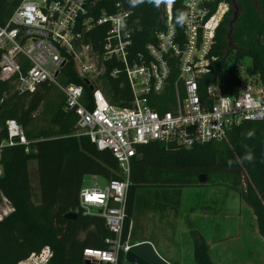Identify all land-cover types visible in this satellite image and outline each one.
Masks as SVG:
<instances>
[{
    "label": "trees",
    "instance_id": "trees-1",
    "mask_svg": "<svg viewBox=\"0 0 264 264\" xmlns=\"http://www.w3.org/2000/svg\"><path fill=\"white\" fill-rule=\"evenodd\" d=\"M173 0V18L178 23L180 3ZM229 1V0H228ZM21 0H0V27H3ZM164 0H104L98 11L109 5V13L128 12L125 30L130 34L135 50L153 40V32L161 28ZM228 14L217 29L212 54L217 57L208 82H218L224 95L234 94L238 80L225 69L249 58L248 72L259 75L264 82V0H234ZM230 3V1H229ZM117 5V9L115 8ZM234 12L237 18L234 20ZM106 27H98L88 34L94 51L101 52ZM106 73L111 65H106ZM177 71L172 68L164 90L150 100L159 114L171 109L177 94L183 90L176 84ZM103 91L112 105L129 107L131 93L123 76L111 79L105 75ZM58 81L83 87L86 107H90L92 92L86 80L76 75L70 60L60 71ZM203 84L199 93L203 96ZM7 120L15 121L30 142L24 148H5L0 158V198L11 211L0 220V264H17L31 253L49 247L50 264H85L82 252L86 248L104 249V240L111 237L101 218L83 216L78 209V194L86 176L105 181L118 179L119 169L110 151H99L87 137L75 135L76 116L64 110V99L53 85L43 83L31 93L18 94L13 86L0 82V131ZM251 132L252 136L247 134ZM220 147H223L220 149ZM251 162L243 159L246 152ZM131 160L130 184L127 191L123 240L128 233L138 193L154 189L162 193V201H175L183 188L200 186L198 177L206 175L232 177L234 189L240 188L241 177L247 179L241 200L255 218L257 231L264 241V119L245 122L233 129L225 143H206L189 150H176L151 142L138 146ZM35 162L38 176V200L32 197L29 163ZM229 161L231 163L229 164ZM205 183V184H206ZM75 213L67 220L64 216ZM192 240L194 264H214L209 245L202 235L189 233ZM119 254L117 264H123ZM102 264V263H93Z\"/></svg>",
    "mask_w": 264,
    "mask_h": 264
},
{
    "label": "built area",
    "instance_id": "built-area-1",
    "mask_svg": "<svg viewBox=\"0 0 264 264\" xmlns=\"http://www.w3.org/2000/svg\"><path fill=\"white\" fill-rule=\"evenodd\" d=\"M102 1L21 0L0 27V82L11 84L18 94L31 93L43 83L55 86L64 99V110L76 116L75 135L87 137L97 150L110 151L116 159L119 178L82 185L78 209L83 216L101 218L111 233L104 249H84V260L117 264L119 254L125 255L135 245L129 244L130 227L125 240L123 229L131 160L137 147L157 142L189 150L226 141L241 124L264 119V82L242 67L241 61L235 69L231 63L225 68L238 80L234 94L224 95L218 82L206 81L218 61L212 51L217 29L230 9L228 0H182L183 22L178 23L173 18V0H164L161 28L139 51L125 30L128 12L109 13L107 4L98 11ZM98 27H106L101 52L94 51L88 40ZM70 60L76 75L92 87L90 107L85 105L82 86L58 81ZM108 64L111 69L106 73ZM172 68L183 97L177 94L171 109L159 114L149 103L163 92ZM105 75L124 77L131 93L129 107L110 104L94 82ZM29 145L21 126L7 120L0 131V158L5 148L21 146L28 152ZM51 258V249L44 247L17 264H50Z\"/></svg>",
    "mask_w": 264,
    "mask_h": 264
},
{
    "label": "rangeland",
    "instance_id": "rangeland-1",
    "mask_svg": "<svg viewBox=\"0 0 264 264\" xmlns=\"http://www.w3.org/2000/svg\"><path fill=\"white\" fill-rule=\"evenodd\" d=\"M240 64L249 68V58H244ZM94 82L106 96L102 78ZM29 178L36 202L38 176L34 161L29 163ZM232 180L228 175L212 176L206 184L183 188L178 200L166 203L159 198L162 193L139 192L129 230V244L155 241L161 256L179 264H194L191 237L186 234L192 230L207 239L214 264H264V241L258 234L254 216L241 200L247 179L245 175L241 177L238 189L233 188ZM94 182L104 184L105 180L92 176L83 179V185ZM9 207L0 198V217Z\"/></svg>",
    "mask_w": 264,
    "mask_h": 264
},
{
    "label": "water",
    "instance_id": "water-1",
    "mask_svg": "<svg viewBox=\"0 0 264 264\" xmlns=\"http://www.w3.org/2000/svg\"><path fill=\"white\" fill-rule=\"evenodd\" d=\"M235 7V6H234ZM236 9V7H235ZM237 18V13L234 12V20ZM83 45H87V40L83 41ZM91 90L92 87L89 86ZM208 177L200 175L198 177L199 184H205ZM77 217L75 213H68L64 216L67 220H73ZM85 264H93L90 260H85ZM123 264H168L162 260L154 251L152 245L148 242L133 245L129 251L124 255Z\"/></svg>",
    "mask_w": 264,
    "mask_h": 264
},
{
    "label": "crops",
    "instance_id": "crops-1",
    "mask_svg": "<svg viewBox=\"0 0 264 264\" xmlns=\"http://www.w3.org/2000/svg\"><path fill=\"white\" fill-rule=\"evenodd\" d=\"M146 191H152L154 194L156 193V190H154V189H147ZM157 194V193H156ZM9 211H10V207L8 208V210H7V213H9ZM5 215V214H4ZM131 223H132V220H131ZM131 223H130V225H131ZM192 231V230H191ZM190 231V232H191ZM190 232H188V233H186L187 235H189V233ZM197 233H199L198 231H197ZM200 235H202L201 233H199ZM190 236V235H189ZM203 236V235H202ZM204 237V236H203ZM204 239L206 240V242H207V239L204 237ZM188 240V239H187ZM146 242H148V243H150L151 245H152V247H153V249H154V251L156 252V254L162 259V260H164L165 262H167L168 264H179V262L178 261H172V260H170V258H165V257H163V256H161V254H159V252H158V250H157V246H156V242L155 241H151V240H146ZM141 243H143V242H141ZM191 243H192V240H191ZM133 244H138V243H133ZM132 244V245H133ZM208 244V243H207ZM187 248H188V246H187ZM189 249V248H188Z\"/></svg>",
    "mask_w": 264,
    "mask_h": 264
},
{
    "label": "clouds",
    "instance_id": "clouds-1",
    "mask_svg": "<svg viewBox=\"0 0 264 264\" xmlns=\"http://www.w3.org/2000/svg\"><path fill=\"white\" fill-rule=\"evenodd\" d=\"M178 21H182V22H183V14H182V13H181L180 16L178 17ZM247 135H248L249 137H251V136H252V133L249 132ZM243 159L246 160V161L251 162V161L253 160L252 153H251L250 151L246 152V154L244 155ZM230 163H231V161H229V164H230Z\"/></svg>",
    "mask_w": 264,
    "mask_h": 264
},
{
    "label": "flooded vegetation",
    "instance_id": "flooded-vegetation-1",
    "mask_svg": "<svg viewBox=\"0 0 264 264\" xmlns=\"http://www.w3.org/2000/svg\"><path fill=\"white\" fill-rule=\"evenodd\" d=\"M230 1V4H231V7L233 8V9H235V2H234V0H229ZM235 6V7H234Z\"/></svg>",
    "mask_w": 264,
    "mask_h": 264
}]
</instances>
